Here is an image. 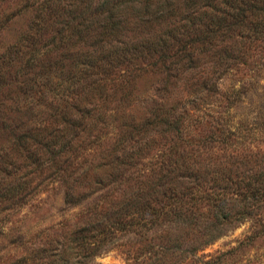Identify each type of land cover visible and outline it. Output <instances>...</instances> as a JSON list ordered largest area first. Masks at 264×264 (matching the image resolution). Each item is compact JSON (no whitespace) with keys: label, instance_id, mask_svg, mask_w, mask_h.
Returning a JSON list of instances; mask_svg holds the SVG:
<instances>
[{"label":"trees","instance_id":"trees-1","mask_svg":"<svg viewBox=\"0 0 264 264\" xmlns=\"http://www.w3.org/2000/svg\"><path fill=\"white\" fill-rule=\"evenodd\" d=\"M29 2L30 30L12 45L15 56L8 52L0 60V67L21 63L12 73L6 71L9 79L0 68V85L7 83L5 92L19 103L7 110L18 117L0 110V136L5 139L0 141V213L31 196L36 183L29 176L35 171L40 175L43 168L47 171L37 183L49 176H58L68 187L81 182L113 183L110 192L104 191L112 197L104 207L92 211L82 227L73 225L63 231L55 243L58 248L51 247L45 261H34L44 250L37 249L31 264L83 263L117 231L132 234L138 242L142 239L144 250L149 248L153 255L191 253L219 235L220 226L252 213L253 204L264 196V177H233L228 170L213 168V163L222 168L217 162L221 160H205L196 146L209 141L208 136L191 144L179 132L182 119L189 116L184 105L192 98L199 102L217 93L222 71L245 62L244 41L264 36V0ZM35 60L48 74L62 75L71 88L52 91L48 97L27 75V66ZM147 71L159 75L155 88L160 100L152 99L138 120L123 122L127 130L110 148L84 153V145L104 126L106 112L121 109L131 98L134 79ZM181 75L194 97L166 102L170 85ZM204 103H193L198 115L211 114L208 102ZM153 130L174 133L179 148L172 139L162 153L156 152V157L129 175ZM219 134L218 142L233 132L225 128ZM71 196L67 192L68 200ZM201 201L212 207L211 217L205 220L199 210ZM199 224L198 242L185 248L180 231L171 229L164 235L168 240L155 244L156 249L146 234L149 227L190 229ZM159 258L154 256L150 264L160 263Z\"/></svg>","mask_w":264,"mask_h":264},{"label":"rangeland","instance_id":"rangeland-1","mask_svg":"<svg viewBox=\"0 0 264 264\" xmlns=\"http://www.w3.org/2000/svg\"><path fill=\"white\" fill-rule=\"evenodd\" d=\"M29 3V0H0V60L5 59L8 52L14 57L12 45L22 39L24 32L30 30L29 23L33 21V14ZM125 4H128L127 1ZM243 45L245 62H239L236 69L222 71L217 93L201 97L204 102H208L209 107L206 109L211 114L198 115L196 107H193V103L198 106H204L205 103L198 102V98L193 100L194 95L188 93L183 78L187 72L170 85L165 100L168 102L192 98L190 103L184 105L189 110V116L182 119L179 136L191 140V144H194L207 135L210 140L206 143L199 141L201 143L196 146L205 160H221L217 162L222 168L215 163L213 168L217 166L220 171L228 170L233 177L252 174L259 179L264 177V36L251 37L250 40L244 41ZM16 57H20L19 54ZM38 65L37 60L34 65L29 64L26 68L27 75L33 76L48 97L52 95V91L63 89L67 92L66 90L71 88L58 72L51 71L48 74ZM19 66L21 63L17 65L15 62L4 67L1 65L0 68L5 73L4 77L9 79L6 71L12 73L13 69ZM35 72H38V75ZM159 79V75L150 71L138 75L134 79L130 100L121 109L106 112L104 126L97 131L95 137H90L94 138L92 141L84 145V153L88 155L99 148H110L127 130L126 124L122 125L123 122L130 118L138 120L146 114L151 100H160L155 88ZM6 86L7 83L4 82L0 85V110L4 109L9 116L18 117V114L7 111L9 107L19 103L15 98L8 97L11 95L5 92ZM44 88L49 90H43ZM225 128L232 130L233 134L218 142L219 131H224ZM91 132L95 134V130ZM146 139L151 140L142 149L134 167L129 168V175L135 173L134 168H141L147 160L156 157V152L162 153L173 142L172 139L176 140L179 148L180 140L174 133L162 135L153 130ZM0 141H5L3 135L0 136ZM13 157L18 156L14 154ZM46 171L43 168L40 175L36 171L31 173V182L36 183L31 196L20 205L0 213V264H31L32 254L40 247L44 250L38 252L37 256L40 257L36 256L34 261H45L43 257L50 253L51 247L58 248L55 243L60 241L63 231L69 230L73 225L82 227L87 216L94 214L92 211L104 207L112 198L104 193L105 190L111 191L112 181L108 185L81 182L68 187L58 176H49L37 183ZM207 189L209 188L206 186V191L209 192ZM67 192L72 194L71 200L66 198ZM199 203L201 218L205 220L211 217L212 207L210 210L207 204L203 205V201ZM252 208L249 216L220 226L222 232L219 235L200 245V248L198 245V249L191 253L171 254L168 251L153 255L148 251L149 248L144 250L142 239L138 242L132 234L117 231L112 239L103 241L97 254L83 263L78 261L74 264H150L156 255L161 259L158 264H264V196L258 199ZM171 229L176 231L175 233L181 232L183 248L197 243L200 238V224L190 229L171 226L168 228L165 225H161V228L149 227L146 234L151 236V242L153 239L155 249L158 248L155 244L168 240L164 235L169 234ZM133 254H136V257H133Z\"/></svg>","mask_w":264,"mask_h":264}]
</instances>
